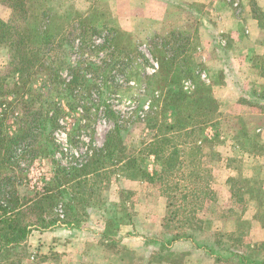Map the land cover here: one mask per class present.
<instances>
[{"label": "rangeland", "instance_id": "1", "mask_svg": "<svg viewBox=\"0 0 264 264\" xmlns=\"http://www.w3.org/2000/svg\"><path fill=\"white\" fill-rule=\"evenodd\" d=\"M98 1L101 3L97 0H64V6L72 4L83 17L94 6L107 13V26H111L114 30L111 36L112 44L116 49L113 54L107 55L108 58L111 55L117 56L119 61L123 60L126 53L131 54L130 51L135 53L134 48L139 52H147L146 43L153 35L160 34L164 14L161 18L136 14V12L132 14L126 0ZM252 1L256 4V0ZM204 6L199 9L205 13L211 23L206 22L198 27L200 52L195 55V59L207 68V73L201 72L199 75L201 80L210 85L217 101L219 126L215 128L209 124L204 129L203 135L192 137L201 147L200 155L191 151L187 154L188 158L185 162L187 164L192 159L194 165H184L187 166L185 172L193 169L194 173L202 177L199 188L205 186L206 182L209 183V197L204 200L192 198L194 201L190 202L188 196L182 201L179 190L172 189L171 195L176 196L173 200L175 207L172 208H177L179 211L173 222L169 223L168 227H164L167 206L163 220L158 218L163 208L165 214V204L167 205L166 196L162 193L164 186L158 182L130 180L123 175L118 176L113 173L110 179L102 181V185H97L99 188L97 194L93 193L88 197L86 193L85 197L89 200L87 214L81 216L83 221L75 227H85L84 236L90 238L88 246L92 247L93 252L83 263L71 261V264H107L108 260L112 261L111 256L116 260L112 264H154L161 257L180 264L184 252L176 251L172 246L168 247L171 244L167 243L169 235L174 233H189L196 244L209 242L214 245V242L219 241L217 251L224 252L221 249L223 243L226 247H232L249 256L250 253H254L253 246L263 242L252 244L248 233L254 219L264 223V207L259 204V194L256 191L257 186L264 189V113L256 106L239 103L238 99L241 93L245 92L248 101L257 102L250 94L252 91H260L264 79L260 77L259 57L262 54L254 53L256 51L254 44H264V36L259 35L252 42L249 33L246 32L247 15L252 14L250 0H207ZM168 8L167 5L165 11ZM10 13L8 6L0 4L1 19L7 21ZM184 18L183 14L181 21ZM68 21H64L65 26H70L71 23ZM75 22H79L78 26L82 25L84 28L96 24V20L92 18ZM75 22L72 23L73 26ZM98 27L101 28L100 25ZM86 52L87 59L94 62L83 60L82 64L85 68L91 65L89 70L97 72L92 75L89 71L91 75L86 76L88 82L84 80L87 84L86 90L65 91L64 79L70 77L67 73L70 62L60 69L59 78L50 75L47 67L42 69L35 84L38 93L33 97L35 98L33 107L14 109L15 104H10L12 97L8 99L11 102L5 107L4 134L12 137L19 131L30 132L25 139L28 143L24 140L23 144L19 145L24 147L25 152L20 158L19 169L16 170L17 181L23 180V183L27 181L30 189L41 188L44 182H49L52 166L55 163L70 166L72 163L84 160L93 148L101 146L107 130L113 127L115 120L110 117L108 109L113 108L120 115L125 114L128 117L137 103L136 99L144 98V95L139 93L138 83L135 80L139 79L138 72L146 71L148 66L146 62L131 57L128 64L118 63L112 66V61L110 63L105 59H99L101 53L95 54L88 49L83 50L84 54ZM78 54L82 55V50H78ZM3 56L4 53L0 52V63L5 59ZM103 56H106L105 52ZM225 60H227L226 66L223 63ZM96 65L100 67L95 68ZM195 75L197 76V73H194ZM195 81L198 82V79ZM192 84L194 83H190L189 79L183 81V85L190 90ZM146 98L150 102L151 97ZM47 100L52 101L50 108L45 104ZM148 101L145 103L146 106ZM44 112H49L48 115L52 118L49 123L45 121L42 124L38 121L37 115L45 117ZM48 115L46 118H49ZM133 120H127L130 130L125 143L128 142V150L139 147L144 138L148 140L150 137L141 120L138 121L136 118ZM203 136L208 137L210 141H201ZM30 147L35 149L30 150ZM151 161L148 163L149 170L153 168ZM176 181L189 187L191 184L189 180ZM21 189H24L23 185ZM122 189L132 192L130 196L125 194L128 196L125 206L132 215L134 224L112 227L115 230L111 237L115 244L114 248H111L113 247L112 245L110 247L111 240L102 239L105 219L109 216L106 210L112 209L121 215ZM84 190L86 191V188L82 191ZM180 190L187 191L183 188ZM250 191L252 192L249 193ZM188 203H195L194 219L187 214L191 207L183 210V206ZM187 218L190 220L186 221ZM219 218L224 220V229H228V232H223L222 228L214 229L213 220ZM64 226L68 227L67 224ZM45 237V242H49L50 247L61 249L57 240L59 237H54L57 238L56 240L50 239L47 234ZM42 238L44 236L41 237L37 233L28 237L26 242L28 256L23 261L33 256L38 257V262L44 261V257L37 251L40 250L38 244L43 243ZM163 244L167 246L166 250L161 249L160 246ZM217 246L215 245V248ZM56 251L54 249L49 252L52 263H58L56 260L59 258V253ZM255 253H258V250ZM223 254L228 255V252ZM7 258L8 262L14 261L16 256L8 255ZM221 261L219 264H227L228 259L221 258ZM67 264H70V261Z\"/></svg>", "mask_w": 264, "mask_h": 264}, {"label": "trees", "instance_id": "2", "mask_svg": "<svg viewBox=\"0 0 264 264\" xmlns=\"http://www.w3.org/2000/svg\"><path fill=\"white\" fill-rule=\"evenodd\" d=\"M97 2L101 3L98 0ZM250 3L252 17L264 28V10L252 0ZM0 4L11 10L7 21L0 18V52L5 56L0 63V264L22 263L28 256L26 242L33 230L42 231L58 224H81V216L87 214L86 209L89 207L88 197L93 193L97 194V185H102V181L110 179L113 173L130 180L158 182L164 186L162 193L167 199L164 227L173 222L179 211L172 208L175 207L173 200L176 199V196L171 195L172 189L179 190L182 201L188 196L190 202L194 201L192 198L204 200L209 197V183L206 179L205 186L199 188L202 183L200 174L194 173L193 169L185 172V167L194 165L192 159L186 164L187 154L194 151L200 155L201 151L197 140L192 137L203 135L209 124L215 128L219 126L217 101L210 85L201 80L199 75L201 72L207 73V68L195 59V55L200 52L198 27L206 22L211 23L199 9L205 7L204 3L168 0L169 8L163 15L160 34L149 38L146 43L147 52H139L134 48L135 53H126L121 62L117 56H107L116 51L111 36L114 30L107 26V13L97 6L90 8L83 17L72 4L64 6V0H0ZM183 14L185 18L181 21ZM91 18L96 20L94 26L84 28L82 25L78 26L79 22H75ZM65 20H69L70 26L64 25ZM86 49L95 54L101 53L99 59L110 63L112 61V66L118 63L128 64L131 57L146 62V71L138 72L139 79L135 80L138 91L144 98L136 99L137 103L128 117L125 114L120 115L113 108L108 109L110 117L115 120L113 127L107 130L101 146L93 148L84 160L70 166L55 163L49 182H44L41 188L30 189L27 181H17L16 173L20 158L25 152L24 147L19 145L30 132L19 131L12 137L4 134L5 107L11 101L10 104H15L14 109L33 107V97L38 93L35 84L44 67L48 68L50 75L59 78L60 69L71 62L68 66L69 72L67 71L70 77L63 81L65 91L86 90V76L97 73L89 70L91 65L85 68L82 64L83 60L94 62L87 59V52L83 53ZM78 50H82V55L78 54ZM103 52L106 56H103ZM223 63L226 66L227 60ZM259 63L260 77L264 79V51L259 57ZM89 71L92 73L89 74ZM184 79L194 83L192 90L183 85ZM250 95L257 102L248 101L245 92L241 93L238 102L256 106L264 113V83L261 84L259 92L252 91ZM10 97L11 101L8 100ZM146 97H151L150 102ZM45 104L49 106L52 101L47 100ZM44 113L45 117L37 115L42 124L45 121L49 123L52 118L48 115L49 112ZM47 115L49 118H46ZM134 118L141 120L150 137L148 140L144 138L139 147L128 150V142L125 143L130 130L127 120ZM201 141L210 139L203 136ZM25 142L28 143L27 140ZM31 149L35 148L30 147ZM150 160L153 164L152 170L148 168ZM179 179L182 182L189 180L190 187L177 183L176 180ZM22 185L24 189H21ZM83 188L87 192L82 191ZM182 188L187 191H181ZM256 191L259 194V204L264 207V189L257 186ZM86 193L88 197H85ZM131 193L125 189L120 191V203L123 205L121 215L112 209L106 210L109 216L105 219L102 239H110V247L113 246L111 248L115 244L111 237L115 230L112 227L134 224L132 215L125 206ZM194 205L195 203H188L183 206V210L191 207L187 214L192 219L195 215ZM189 220L190 218L186 219ZM179 238L193 240L189 233H174L169 235L167 243L172 244ZM219 244L218 241L214 245L209 242L199 245L214 253L219 249ZM160 247L162 250L167 249L165 244ZM253 248L254 253H250V256L226 247L223 243L221 249L228 252V256H237L240 264H264V241ZM257 250L258 253H255ZM8 255H15V260L8 262Z\"/></svg>", "mask_w": 264, "mask_h": 264}, {"label": "crops", "instance_id": "3", "mask_svg": "<svg viewBox=\"0 0 264 264\" xmlns=\"http://www.w3.org/2000/svg\"><path fill=\"white\" fill-rule=\"evenodd\" d=\"M126 1L128 2V5L130 7V12L132 14L136 12V14L138 13L141 15L143 14L158 18L159 17L161 18L162 14H164L165 9L167 8L168 5L167 4L168 0H126ZM178 1L200 2V3L207 2V0H178ZM256 4L262 10H264V0H256ZM247 16L248 17L246 20L247 21L246 32L249 33L250 40L254 42V40L257 39V36L259 35L264 36V28L260 26L258 21L254 19L251 16V14H248ZM254 46L256 47V51H254L256 55L263 54V50H264L263 43L262 45L255 43ZM163 211L164 208L160 211V216L158 217L161 221L166 215V204H165V214ZM213 223H214V229L221 230L222 228L223 232H228V229H224L225 222L222 218L213 220ZM64 225L66 224L54 225L42 231L33 230L30 236L35 235L36 233L41 237L44 236V238H42L43 243L38 244V249L40 250H37L38 253L44 257V261L38 262L37 260L38 257L33 256L22 261L21 264H67V262L69 263V261L70 262L72 261V263H76V262L83 263L87 259L88 255H91V253L93 252L92 247L88 246L90 244L88 243L90 241V238L88 236L86 237L84 236L85 227L84 226L75 227L72 225H67L68 227H65ZM87 231H89V229ZM46 234L49 235L51 237L50 239L53 240L57 239L54 237H59L57 240L60 244L58 242H56V244H59L61 249L54 248L57 250L56 252L59 253L58 255L59 258L58 260H56L58 261V263H52L50 260L51 257H49V252L51 250L53 251L54 249L49 246V242H47L48 244L45 242ZM248 236H250V241L252 244L260 243L261 241H264V223L258 222L256 219H254L252 226L249 230ZM171 246L173 249H176V251L184 252V258L180 264H219L220 262H222L221 258L224 259L227 258L228 259L227 264H240L239 258L237 256H228L226 254H223L226 253V251L224 252L215 251L214 253H210L202 245L196 244L192 240V238H179L175 240L171 245H169V247ZM45 248L47 250H44ZM238 252L243 253L241 251ZM113 255L115 256V254ZM32 258L33 260H31ZM216 258L218 259L216 260ZM111 259L112 261L108 260L110 263L108 262L107 264H112L116 262V260H113L112 256ZM99 264H106V263H99ZM154 264H175V263L165 259L164 257H161L157 262H154Z\"/></svg>", "mask_w": 264, "mask_h": 264}]
</instances>
